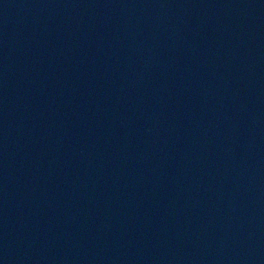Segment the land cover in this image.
<instances>
[{
    "label": "water",
    "instance_id": "water-1",
    "mask_svg": "<svg viewBox=\"0 0 264 264\" xmlns=\"http://www.w3.org/2000/svg\"><path fill=\"white\" fill-rule=\"evenodd\" d=\"M0 264H264V0H0Z\"/></svg>",
    "mask_w": 264,
    "mask_h": 264
}]
</instances>
